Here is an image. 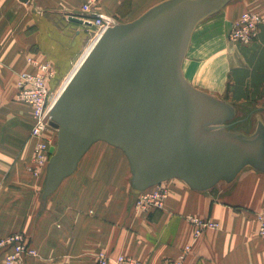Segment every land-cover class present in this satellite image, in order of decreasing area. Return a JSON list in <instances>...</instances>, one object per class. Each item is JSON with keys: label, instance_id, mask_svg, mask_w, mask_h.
I'll use <instances>...</instances> for the list:
<instances>
[{"label": "crops", "instance_id": "crops-1", "mask_svg": "<svg viewBox=\"0 0 264 264\" xmlns=\"http://www.w3.org/2000/svg\"><path fill=\"white\" fill-rule=\"evenodd\" d=\"M86 1L0 0V239L24 234L38 251L27 264H97L99 253L162 264L189 245L184 264H264V236L256 218L264 210V172L252 167L209 191L171 179L161 184L167 191L164 208L143 212L135 209L139 193L132 189L125 153L97 142L43 199L46 171L31 173L33 111L18 101L17 81L20 73L35 71V61L50 63L58 71L52 88H59V80L70 78L91 47L85 25L69 18L86 22L97 13L131 14L127 4L136 0H100L90 14L82 11ZM245 11L260 14L259 37L248 45L233 43L229 33ZM183 73L194 87L232 104L236 118L250 112L244 122L252 131L231 130L253 134L259 122L264 124V0H233L203 21L193 33ZM46 137L57 141V130ZM190 216L219 227L194 242ZM5 256L0 249V264Z\"/></svg>", "mask_w": 264, "mask_h": 264}, {"label": "water", "instance_id": "water-1", "mask_svg": "<svg viewBox=\"0 0 264 264\" xmlns=\"http://www.w3.org/2000/svg\"><path fill=\"white\" fill-rule=\"evenodd\" d=\"M232 1L164 0L101 35L52 107L44 200L97 142L125 153L136 192L175 178L209 191L247 167L264 172V124L251 135L231 130L235 107L183 73L196 28Z\"/></svg>", "mask_w": 264, "mask_h": 264}, {"label": "built area", "instance_id": "built-area-1", "mask_svg": "<svg viewBox=\"0 0 264 264\" xmlns=\"http://www.w3.org/2000/svg\"><path fill=\"white\" fill-rule=\"evenodd\" d=\"M100 0H87L82 6L84 13H91ZM260 17L255 13L246 12L240 20L232 27L229 33V40L233 43L248 45L253 43L259 34ZM86 22L91 24L85 27L89 32L90 46H93L101 35L113 25V18L97 13L92 19ZM88 47V48H89ZM34 72H22L18 80V101L31 106L33 111V126L30 136L35 140L34 146V167L31 173L35 176L46 171L51 154L50 150L56 147L55 140L46 137L51 126V110L60 95L66 79L60 89H53L52 83L57 76V69L50 63L34 62ZM135 201V209L149 212L154 209H163L167 198V191L160 185L138 192ZM258 231L264 236V211L257 214ZM189 223L193 226V241L196 242L207 230L218 229L219 224L211 221L190 216ZM0 249L6 250L5 264H27L30 258L38 257V251L30 244L27 237L22 233H15L6 238L0 239ZM192 245L186 246L182 253L175 259H166L162 264H184L191 252ZM97 264H143L136 259L120 254L110 255L99 253L96 256Z\"/></svg>", "mask_w": 264, "mask_h": 264}, {"label": "rangeland", "instance_id": "rangeland-1", "mask_svg": "<svg viewBox=\"0 0 264 264\" xmlns=\"http://www.w3.org/2000/svg\"><path fill=\"white\" fill-rule=\"evenodd\" d=\"M160 0H136V1H130V2H128V8H130V12H131V14H127V15H119V16H114L113 17V25H117V24H119V23H122V22H127V23H129L132 19H134V18H136L137 16H138V12H140V11H143L145 8H147V7H150V6H152V5H154V4H156V3H158ZM162 1V0H161ZM141 4L140 5V7L139 8H137L136 9V7L138 6V4ZM124 10L126 11V7L124 8ZM136 11V13L135 14H132V12L133 11ZM83 11V10H82ZM246 12H250V13H255V14H257L260 18H261V16H260V14L259 13H256V12H253V11H245V12H243L242 14H241V16L239 17V19L236 21V22H234V24H233V26L232 27H234V25L240 20V18L242 17V15L244 14V13H246ZM261 23H262V18L260 19V25H259V32H260V26H261ZM123 24H125V23H123ZM258 37H259V34H258ZM258 37H257V39H258ZM256 39V40H257ZM255 40V41H256ZM89 46V45H88ZM92 47V46H91ZM90 47V48H91ZM18 80H19V78H18ZM63 77H62V79H60L59 80V82L61 83L60 85H59V88L58 89H60L61 87H62V85H63V83H64V81L66 80H63ZM67 82V81H66ZM17 84H18V81H17ZM17 87H18V85H17ZM57 89V90H58ZM249 114H250V112H245V113H240L238 116H237V118H239V119H237L236 121H238V122H242V124H240L239 123V125H237V124H235L234 125V127H233V129H242V130H244V131H247V132H250V131H252V129H253V127H251L252 125L250 124V123H245L244 121H246V118H249L250 116H249ZM241 120H243V121H241ZM249 121H254L253 120V118H251V119H249ZM252 124H253V122H252ZM237 125V126H236ZM138 198V197H137ZM264 210H262V211H260V212H263ZM260 212H258V213H260ZM257 213V214H258ZM256 218H257V215H256ZM258 219V218H257ZM259 232V231H258Z\"/></svg>", "mask_w": 264, "mask_h": 264}, {"label": "bare ground", "instance_id": "bare-ground-1", "mask_svg": "<svg viewBox=\"0 0 264 264\" xmlns=\"http://www.w3.org/2000/svg\"><path fill=\"white\" fill-rule=\"evenodd\" d=\"M93 46H94V45H93ZM91 48H92V47H91ZM91 48H90V49H91ZM90 49H89V51H90ZM89 51H88V53H89ZM88 53H87V54H88ZM86 56H87V55H86ZM86 56H85V57H86ZM85 57H84V59H85ZM84 59H83V60H84ZM83 60H82V61H83ZM82 61H81V63H82ZM81 63H80V64H81ZM80 64H79V66H80ZM79 66H78V67H79ZM78 67H77V68H78ZM68 80H69V79H68ZM68 80H67V81H68Z\"/></svg>", "mask_w": 264, "mask_h": 264}, {"label": "trees", "instance_id": "trees-1", "mask_svg": "<svg viewBox=\"0 0 264 264\" xmlns=\"http://www.w3.org/2000/svg\"><path fill=\"white\" fill-rule=\"evenodd\" d=\"M236 120H237V118L233 122H237ZM233 127H234V125L231 128H233Z\"/></svg>", "mask_w": 264, "mask_h": 264}]
</instances>
